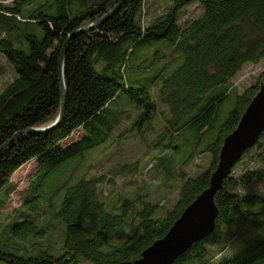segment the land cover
<instances>
[{
	"label": "trees",
	"instance_id": "16d2710c",
	"mask_svg": "<svg viewBox=\"0 0 264 264\" xmlns=\"http://www.w3.org/2000/svg\"><path fill=\"white\" fill-rule=\"evenodd\" d=\"M22 2L25 12L32 13L33 21L19 20L0 3V38L4 36L16 45L11 47L0 40V55L11 65L14 76L0 93V195L12 185L15 173L32 161L38 164L32 191L38 193L63 166L74 162L80 165L86 154L117 139L114 132L127 111L111 106L122 96L140 114L130 133L119 136L117 141H121L120 145L131 138L147 141L158 107L149 89L130 87L127 81L131 57L142 45L166 41L171 54L184 57V64L160 92L161 101L169 107L172 117L165 121V134L174 139L190 133L196 152L218 130L217 142L207 149L213 155L209 170L197 178L182 174L185 182L178 190V199L171 211L163 210V216L158 215L159 207L150 203L147 194L133 200L118 197L109 206L102 200L100 188L108 178L111 182L116 178L101 175L82 178L73 184L77 166L71 169V178L53 194L56 198L66 193L60 211L65 236L59 248L49 245L51 248L45 249L42 243L34 241L24 248L17 246L15 253L0 250V262L7 264L135 261L163 239L184 210L209 187L224 140L237 128L260 91L259 87H252L238 95L231 82L245 65L264 62V0ZM195 2L204 9L202 17L185 21L188 17L183 13L185 8L196 6ZM119 3V10L101 27L74 36L68 44L64 58L66 98L62 122L47 134L15 138L28 129L55 123L62 109L59 63L67 40L105 17ZM180 14L184 17L179 24ZM163 71L152 80L153 84L159 81ZM233 100L235 108L222 121L223 110ZM79 132L78 139L66 144ZM243 161L246 169L237 175V166ZM110 162L111 159L104 165ZM151 168L152 165L145 175ZM123 169L127 170L123 178L139 172L138 164L123 166ZM160 170L167 175L164 169ZM263 179L264 133L232 169L217 196L219 218L215 232L173 264H264V197L242 192L243 188ZM3 205L0 200V209ZM45 213L46 209L43 216ZM28 218L23 224H29V232L36 235L35 224L40 217ZM125 230L126 238L113 242ZM244 231L246 234H242ZM26 249H37L38 253L18 255Z\"/></svg>",
	"mask_w": 264,
	"mask_h": 264
},
{
	"label": "rangeland",
	"instance_id": "374dc122",
	"mask_svg": "<svg viewBox=\"0 0 264 264\" xmlns=\"http://www.w3.org/2000/svg\"><path fill=\"white\" fill-rule=\"evenodd\" d=\"M0 3L5 5L8 8L7 11L19 20L33 21L32 13L25 12L26 7L22 0H0ZM193 5L196 6L185 8L183 13L188 14L185 21L202 17L204 13L202 5L198 2ZM183 15L179 16V24ZM0 40L11 47H16L4 36ZM154 58L157 59V63L152 65ZM183 64L184 57L171 54L170 44L166 41L152 46L142 45L135 51L131 57L130 68L127 70L129 86L149 89L153 101L158 107V115L152 126L153 131L148 133L147 141L139 139L134 141L131 138L121 145V141H117L119 136L130 133L134 120L140 114L139 110L134 109V106L126 99V96H122L120 101L111 106L119 111H127L122 124L114 132V137L117 139L86 154L80 165L78 162H74L63 166L46 181L43 189L38 193L32 191L38 173L37 162L32 161L24 166L13 176L11 180L13 187L9 185L0 195V200L4 202L0 209V250L15 253L17 246L21 245L20 247L24 248L34 241L42 243L45 249H50L49 245L59 248L57 246L63 242L65 236V223L60 217V211L66 193L63 192L56 198H53V194L57 188L71 178V169L77 166L79 169L72 179L73 184H77L82 178L91 179L101 175L109 176L112 179L116 178L114 182L108 178V181L100 188L102 200L109 206H113L118 197L124 196L133 200L147 194L150 203L159 207V216H163V210L167 213L173 209V205L178 199V190L185 182L182 174L197 178L208 171L213 161V155L207 149L218 139V130H216L208 136L198 151L194 152V139L190 133L187 132L174 139H171L169 134H165V121L172 117L169 107L161 101L160 92L165 82L170 81L173 74ZM0 70L3 71V76L0 78L1 93L14 77L13 68L2 55H0ZM161 70H164L163 74L161 73L162 76L159 81L153 84L152 80L160 75ZM263 75V61L257 64H247L232 80L231 86L238 95L244 94L252 87L260 89L264 87ZM234 108L233 100L223 110L222 121ZM79 136L80 132L66 144L78 139ZM161 137H164L163 141ZM109 159L111 162L104 165ZM133 164H138V174L123 178V173H127L123 166ZM150 165L153 168L145 175V171ZM159 168L164 169L167 175ZM245 169L246 165L243 161L239 163L235 172L240 175ZM242 192L245 195L264 197V179L253 182L243 188ZM143 203H147V200ZM45 209L46 213L43 216ZM107 212H109L108 209ZM28 217H40L35 224L38 229L36 235L29 232L31 227L29 224H23L29 219ZM12 230L13 233L15 231V235ZM242 234H246L245 231ZM126 236L127 231H121L115 236L116 239L113 242H120ZM37 253V249L33 251L26 249L19 252L18 255L28 256ZM0 264L7 263L0 262ZM82 264L91 263L83 260Z\"/></svg>",
	"mask_w": 264,
	"mask_h": 264
},
{
	"label": "water",
	"instance_id": "95a60500",
	"mask_svg": "<svg viewBox=\"0 0 264 264\" xmlns=\"http://www.w3.org/2000/svg\"><path fill=\"white\" fill-rule=\"evenodd\" d=\"M121 3L105 17L77 31L67 40L59 63L58 81L61 90L62 109L55 123L44 128L28 129L22 134H17L15 138L22 135L35 136L47 134L62 122L66 98L64 58L68 44L74 36L101 27L105 21L119 10ZM263 133L264 87L260 88L259 93L252 99L250 105L242 115L237 128L224 140L218 165L216 170L211 174L209 187L184 210L163 239L156 241L146 249L139 259L125 264H173L194 245L210 237L216 230V223L219 218V209L216 203L218 194L223 190L224 183L230 176L232 169L242 159L245 152L252 149L259 142Z\"/></svg>",
	"mask_w": 264,
	"mask_h": 264
}]
</instances>
